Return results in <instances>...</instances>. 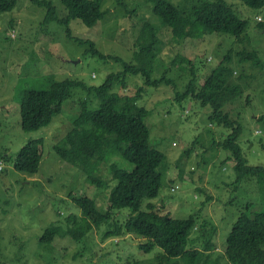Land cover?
I'll return each mask as SVG.
<instances>
[{
    "label": "rangeland",
    "instance_id": "obj_1",
    "mask_svg": "<svg viewBox=\"0 0 264 264\" xmlns=\"http://www.w3.org/2000/svg\"><path fill=\"white\" fill-rule=\"evenodd\" d=\"M46 1L56 7L59 16H66L61 0ZM93 1L107 15L92 28L79 20L71 21V34L93 42L102 54L126 63L134 62L139 43L155 42L158 60L153 76L160 78L166 67L170 69L167 78L174 85L145 87L138 97L144 79L129 75L126 90L120 84L104 92L99 88L123 70L121 64L112 58L87 54L90 46L70 40L66 27L58 22L45 25L47 9L30 0H18L11 12L0 13V264H157L155 256L160 253L159 249L145 254L138 249L143 240L136 236H127L124 243L119 239L104 241L106 226L95 228L73 202V197L87 195L95 200L98 211L106 213L117 185L113 182V172L126 164L131 166L119 155H111L93 173L102 182L103 186H98L91 183L80 167L63 161L54 151L57 142L72 129L82 104L98 109L112 93L136 98L130 113L142 108L151 111L146 124L152 146L165 155V165L161 168L163 186L159 196L150 202L160 213L175 219L195 215L198 226L194 237L200 234L201 225L205 230L215 228L214 250L209 259L227 264L226 240L238 217L249 205L255 207L254 211H264L261 190L254 181L235 184V162L219 146L231 130L210 120L211 107H204L191 98L179 101L176 93L184 92L192 79L199 89L224 56L232 52V62L226 65L234 71L243 93L225 111L243 127L240 145L248 165L264 167V28H258V22L264 25V8L255 10L239 0H225L239 18L249 22L239 40L198 32L175 48L171 30L153 14V6L146 0ZM169 1L183 11L188 9L189 13L200 2ZM252 52L259 55L263 68L242 59V54ZM178 54L189 63L171 65L170 59L174 60ZM191 63L195 77H192ZM49 75L58 81L74 79L85 88L72 89L69 99L63 102L61 114L54 116L48 126L25 132L21 126L23 93L29 89H45ZM40 139L43 140L42 161L37 174L19 173L12 161L5 160L7 156L14 160L26 145ZM116 214H122L120 221L124 222L130 210L123 209ZM68 218L73 222L67 225ZM56 222L65 231L81 228L82 238L57 237L51 245L42 244L44 232Z\"/></svg>",
    "mask_w": 264,
    "mask_h": 264
},
{
    "label": "trees",
    "instance_id": "obj_2",
    "mask_svg": "<svg viewBox=\"0 0 264 264\" xmlns=\"http://www.w3.org/2000/svg\"><path fill=\"white\" fill-rule=\"evenodd\" d=\"M33 4L47 9L45 25L58 22L66 27L67 37L83 45L90 46L86 51L101 59H113L121 64L120 72L113 74L101 89L110 92L115 86L127 89V76H142L144 86L139 88L144 92L145 87H160L163 83L173 84L167 78L170 69L164 68L160 78H154L158 56L155 52V42H145L135 52L134 62L126 63L122 59L106 56L97 50L91 41H83L71 34L69 24L73 20L81 21L86 27L92 28L102 21L107 13L101 5L93 0H61L66 10V16H59L56 7L46 0H30ZM153 6V14L172 33V43L178 48L186 41L194 38L198 32L210 35H228L239 40L247 31L249 22L241 19L232 6L225 0H199L192 7L183 11L169 0H146ZM246 6L260 10L264 8V0H239ZM18 0H0V13L11 12ZM191 8V7H190ZM261 21V20H260ZM258 28L263 29V22H258ZM229 52L219 66L205 79L198 89L192 79L184 92H177L179 101L191 98L202 106L212 109L211 121L220 127L231 130L219 146L228 151L235 162L237 174L236 185L245 181H254L259 185L262 201L264 202V167H251L243 156L240 138L243 127L232 119L225 107L235 102L243 93L242 85L235 79L234 71L226 64L232 62ZM242 59L252 61L257 67L263 68V63L256 52L242 54ZM171 65L189 63L188 59L178 54ZM192 65V70L194 65ZM166 70V71H165ZM192 77H195L194 70ZM46 88L43 90L29 89L21 98V126L25 132L37 131L48 126L53 117L61 114L63 102L69 99L72 89L85 88L82 82L74 79L56 80L54 75L45 79ZM174 85V84H173ZM135 97L121 96L112 93L107 103L98 108H89L84 102L79 115L73 121L72 129L57 142L54 151L63 161L80 167L86 172L91 183L103 186L94 178L93 173L111 155H119L126 164L113 172V182L117 185L111 195L106 213L97 210L95 200L87 195L73 197V202L80 208L81 214L95 228L106 226L103 240H122L127 236H136L143 241L138 249L145 254H152L155 249L160 253L155 256L157 264H223L219 259H209L214 250L213 235L215 228L205 230L204 225L198 236L194 237L198 219L191 215L186 219H175L170 214H162L157 206L150 201L159 196L163 186L161 168L165 165V155L152 146L150 130L146 120L151 111L142 108L137 113H130L129 108L135 102ZM43 140H36L26 145L17 157L5 159L12 161L14 169L24 175L33 176L40 170L42 161ZM187 155L189 151L186 152ZM112 189V190H113ZM148 201L147 203H145ZM145 206V207H143ZM129 209L130 214L124 222L120 221V210ZM249 205L233 225L227 240L224 258L227 264H264V211H254ZM118 211V212H116ZM123 216V215H122ZM124 218V217H123ZM73 222L67 219V225ZM123 221V220H122ZM81 228L62 230L59 223L52 224L43 234L40 242L51 245L57 237L71 236L76 240L82 238ZM1 239V224H0ZM117 242H115L116 244ZM117 245H119L117 243ZM202 246V249L198 248ZM134 264H141L135 262Z\"/></svg>",
    "mask_w": 264,
    "mask_h": 264
}]
</instances>
